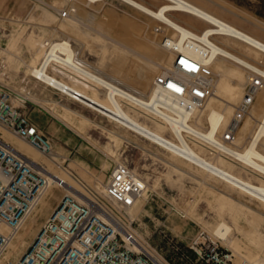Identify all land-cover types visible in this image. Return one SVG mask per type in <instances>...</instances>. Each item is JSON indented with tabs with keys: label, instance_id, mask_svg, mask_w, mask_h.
<instances>
[{
	"label": "rangeland",
	"instance_id": "rangeland-1",
	"mask_svg": "<svg viewBox=\"0 0 264 264\" xmlns=\"http://www.w3.org/2000/svg\"><path fill=\"white\" fill-rule=\"evenodd\" d=\"M138 1L152 9L166 2ZM189 1L264 41V0ZM65 9L68 13L59 17L57 13ZM170 15L197 31L205 26L186 13L170 11ZM143 30L148 34L151 47L145 44ZM171 35L172 31L160 21L120 0H0V83L25 100L23 113L50 139L55 159L43 156L2 128L0 135L45 167L48 173L63 178L69 176L70 182L78 185L81 193L91 199L101 198L103 184L113 164H127L147 181L151 189L146 199L138 200L132 209L131 227L175 264H198L189 247L191 238L199 228L210 233L220 222L230 227L227 236L236 238L232 244L220 239L233 254L231 264H262L264 203L23 72L30 73L39 63L47 47L44 42L63 39L75 50L78 61L143 97L150 92L153 78L167 71L165 68L172 63L174 55L160 43L165 36ZM135 36H139L138 39ZM224 42L231 50L243 53L250 62L264 68V55L254 61L242 43L234 39ZM157 48L169 54V63L159 64ZM223 63L230 74L221 75L216 68L212 69L216 80L212 101H218L217 109L227 114L226 102H231L234 107L243 93L229 79L237 73L236 77H243L245 83L246 71L228 61ZM69 82L95 98L104 97L105 90L100 87L92 90L76 79ZM262 91L264 87L240 122L232 147H244L255 130L257 121L254 118L264 109V100L259 98ZM123 106L144 125L172 138L160 119L149 118L129 104L123 103ZM67 110L87 121L78 122L79 117ZM252 111H255L254 118L250 114ZM204 115L205 112H201L193 118L203 129L207 126ZM232 117L230 113L229 122ZM191 144L210 161L241 178L263 184L258 175L224 158L222 152L211 153L198 143ZM259 148L264 152V138ZM67 193L60 187L47 188L39 205L27 215L25 221L28 224L19 228V234L11 240L12 245L0 256V264H6L20 254L61 195ZM74 197L81 200L77 195Z\"/></svg>",
	"mask_w": 264,
	"mask_h": 264
},
{
	"label": "built area",
	"instance_id": "built-area-1",
	"mask_svg": "<svg viewBox=\"0 0 264 264\" xmlns=\"http://www.w3.org/2000/svg\"><path fill=\"white\" fill-rule=\"evenodd\" d=\"M67 13L65 9L57 15L64 17ZM247 73L244 93L235 106L232 120L217 137L219 145L233 144L240 122L264 84L259 71L247 68ZM213 82L214 74L208 64L178 53L172 71L161 72L152 84L157 95L169 99V106L192 111L201 108L213 95ZM15 95L0 83V128L52 159L50 139L23 113L25 100ZM167 108L165 103L156 102L144 110L155 117L154 111L170 112ZM51 181L54 187L64 183L58 176H52ZM146 184L127 164H113L100 199L79 200L72 194L61 195L20 254L6 264H175L136 234L131 227V216L126 214L142 196ZM48 185L44 173L34 169L0 138V256ZM220 239L199 228L189 246L196 255L195 261L231 264L233 254Z\"/></svg>",
	"mask_w": 264,
	"mask_h": 264
},
{
	"label": "bare ground",
	"instance_id": "bare-ground-1",
	"mask_svg": "<svg viewBox=\"0 0 264 264\" xmlns=\"http://www.w3.org/2000/svg\"><path fill=\"white\" fill-rule=\"evenodd\" d=\"M120 1L160 21L172 31V35L165 36L160 43L166 48V50H168V52H171L172 56L174 55V58L175 56L177 57L178 53L186 54L192 58L201 60L204 63L208 64L211 70L213 68H216L219 74L225 76L228 75V72L230 74V71L227 69L223 62L228 61L234 64L236 67L245 69L246 82L249 76L247 73V68L255 69L264 76V68L253 64V62H250L251 60L248 59L249 57L243 55V53L241 54L231 50V47L227 44V42H224L228 39H234L242 43L249 54L252 55L254 61H256L255 59H257L260 55H264V41L237 27L231 22L222 19V17L220 18L214 13H211V11L209 12L205 8L194 4L189 0H165L166 2L161 3L155 9L148 7L138 0ZM170 11H178L191 15L205 26H203V28L198 31L194 30L192 27L186 26L180 23L176 18H173L170 15ZM142 34L146 46L151 47L150 40L146 31L143 30ZM138 37L136 38L138 39ZM218 38H224L225 40L220 41ZM43 45L47 47L43 52L40 63L30 70L32 76L37 80H40L46 85L73 98L81 104H84L87 107L99 112L100 114L118 122L124 127L132 130L133 132L140 134L151 142L171 152L173 155H175L177 158L182 159L184 162L192 164L197 168H200L203 171L214 175L224 182L243 191L249 197L257 199L260 202L264 203V152L259 148V144L264 138V109L260 113H258L257 118H254L253 115L255 114V111H252V113H250L251 117H253L254 120L257 121V125L244 147L238 149L232 147L231 145H219L217 143L219 132L222 131L223 133L226 129L229 123V114L234 113L235 106L241 100L242 96L240 100L234 105V107L231 102H226V106L228 107L227 114L220 112L217 109L218 101H212V96L216 92V80L213 70V95L201 108L189 111L186 109H181L179 107H174L175 105L169 106L168 104H171L170 102H168L169 99H167L164 95H157L156 90H154L153 84L151 85L150 92L142 97L141 95L135 94L125 89L124 87H121L119 84L115 83V81L113 82L112 80L106 79L102 75L95 73L86 65L77 60L74 53L75 50L73 51V49L71 48L72 46H70L66 40H51L50 42H44ZM147 50H149V48ZM153 50L155 51V48ZM168 55L169 54H166L162 50L157 48L156 56L158 58H156L159 64L163 61L169 63L170 60ZM56 66H58L59 68H57ZM50 68H53L54 70L57 69V71H59L67 80L76 79L78 82L82 83L85 86L92 85L90 87L92 90H95V87H101L105 90L104 97L98 99L88 96L84 90L78 89L75 84L69 81H62L54 77L50 73ZM165 69L172 71V63L170 64L169 68ZM236 74L235 77L233 74V76L230 77L229 80L232 84H234V86L238 87V89L243 90L244 93V86L246 82H243V77L242 79L241 77H236ZM263 87L264 84L262 88ZM259 98L260 100H264V91L259 94ZM156 102H158L159 104L165 103L166 107H168L167 109L171 113L166 111H154V113L156 114L155 117L147 114L144 108H151V106H153V104H155ZM220 102L223 101L221 100ZM123 103L138 108L149 118L160 119L170 130L172 138H168L158 131L153 130L141 123L129 112H127V110H125ZM201 112H205L204 121L207 124L205 129H203L202 126L195 122L193 119L198 114H201ZM199 119H201V117ZM0 138L12 150L19 153L23 158H25L27 162H29L30 165L34 167V169L41 171L42 173H44V175L47 176L49 180L48 187H54L52 185L51 179L52 176H58L57 174L48 173L49 171L45 167L41 166L35 160L30 159L15 145L11 144L7 140H4L1 135ZM193 142L209 149L211 153L212 151H215L213 149L214 147L219 149L220 152H222L224 158L235 164H238L241 167L249 169V171L259 176V178L263 181V184H256L243 179L240 176H237L233 172L229 171L228 169L210 161L193 147V145L191 144ZM54 159L55 157L52 156L53 161ZM179 171H181V169ZM58 177L64 182L60 186V188H63L68 193H72L81 197V200L90 199L88 198V196H85L83 195V193H81V189H79L78 185L70 182L69 176L64 178L60 176ZM47 188L38 197L36 205L32 210L35 209L37 204L39 205L42 197L47 191ZM150 190V186L146 184V188L142 196L134 201L132 206H130L128 210H126V214L132 216V209L135 207L138 200L141 199V201H144L148 196ZM25 219L22 222L20 229H23L28 224ZM229 230L230 227L228 225L220 222L217 224V226L214 227L213 230H211L210 233L220 237L222 241L232 244L233 240H235L236 238L234 239L227 236ZM16 234H19V229L13 234V237H17ZM11 245L12 243L10 241L8 246ZM3 258L4 256H2L1 259ZM262 264H264V262Z\"/></svg>",
	"mask_w": 264,
	"mask_h": 264
},
{
	"label": "crops",
	"instance_id": "crops-1",
	"mask_svg": "<svg viewBox=\"0 0 264 264\" xmlns=\"http://www.w3.org/2000/svg\"><path fill=\"white\" fill-rule=\"evenodd\" d=\"M41 59H42V57H41ZM41 59H40V61H41ZM40 61H39V63H40ZM80 62V61H79ZM38 63V64H39ZM37 64V65H38ZM37 65H35V66H37ZM57 68H59L58 66H56ZM88 67V66H87ZM89 68V67H88ZM89 69H91V68H89ZM92 71H94L95 73H97V74H100L99 72H97V71H95V70H93V69H91ZM24 73H27L28 75H30V76H32L31 75V73H28L27 72V70H24L23 71ZM49 73V72H48ZM50 73L54 76V77H56V78H58L59 80H62V81H69V80H67L59 71H57V69H53V68H50ZM49 73V74H50ZM58 74V75H57ZM101 75V74H100ZM103 76V75H102ZM33 77V76H32ZM104 77V76H103ZM35 78V77H34ZM36 79V78H35ZM107 79V78H106ZM109 80H111V79H109ZM38 81H40V80H38ZM41 82V81H40ZM92 86V85H91ZM91 86H89V87H91ZM78 89H80V87H77ZM96 88H99V87H96ZM95 88V89H96ZM101 88V87H100ZM81 90V89H80ZM85 93L88 95V96H90V97H92V98H95V97H93V96H91V95H89V92H86L85 91ZM97 98V97H96ZM103 98V97H102ZM98 99H101V98H98ZM67 112L69 113L70 112V114H73V115H75L76 113L75 112H72V111H68L67 110ZM76 116H78L79 117V120H78V122H80V121H87L85 118H83V117H81V115H77L76 114ZM95 126H96V124H94ZM36 126V125H35ZM69 173V172H68ZM244 179V178H243ZM247 180V179H246ZM261 180V179H260ZM249 181V180H248ZM147 182V181H146ZM263 182V181H262ZM257 184V183H256ZM262 184V183H261Z\"/></svg>",
	"mask_w": 264,
	"mask_h": 264
}]
</instances>
